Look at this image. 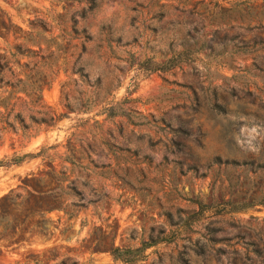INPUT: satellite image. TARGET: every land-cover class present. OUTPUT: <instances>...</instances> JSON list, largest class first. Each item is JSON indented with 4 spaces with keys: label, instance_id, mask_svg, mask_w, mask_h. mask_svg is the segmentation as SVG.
<instances>
[{
    "label": "rangeland",
    "instance_id": "1",
    "mask_svg": "<svg viewBox=\"0 0 264 264\" xmlns=\"http://www.w3.org/2000/svg\"><path fill=\"white\" fill-rule=\"evenodd\" d=\"M0 78V198L62 183L58 243L264 264V0H0Z\"/></svg>",
    "mask_w": 264,
    "mask_h": 264
},
{
    "label": "trees",
    "instance_id": "2",
    "mask_svg": "<svg viewBox=\"0 0 264 264\" xmlns=\"http://www.w3.org/2000/svg\"><path fill=\"white\" fill-rule=\"evenodd\" d=\"M190 51L185 50L183 55ZM182 54H179L180 58ZM2 80V78H0ZM33 155L17 156L0 161V167L20 166ZM55 175L50 167L48 177ZM66 196L62 183L32 187L29 181L22 187V194L10 191L0 198V257L17 255L12 264H92L93 256L107 255L114 263L136 264L143 261L144 254L150 248L167 242L166 239H151L140 248L118 247L115 244L118 231H93L86 239L80 241L77 249L63 245L60 241L70 243L66 231H46L49 221L45 218L51 214L63 212ZM203 211L200 206V210ZM70 217V215L66 214ZM56 232L59 238L55 237ZM40 247V248H37Z\"/></svg>",
    "mask_w": 264,
    "mask_h": 264
}]
</instances>
